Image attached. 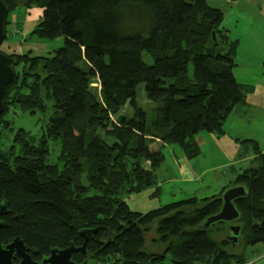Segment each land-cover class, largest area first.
<instances>
[{
    "label": "trees",
    "instance_id": "trees-1",
    "mask_svg": "<svg viewBox=\"0 0 264 264\" xmlns=\"http://www.w3.org/2000/svg\"><path fill=\"white\" fill-rule=\"evenodd\" d=\"M3 1L9 11L20 2ZM25 4L42 10L34 32L62 37L64 45L44 58L8 55L23 67L15 69L6 89L0 128L12 110L48 112V120L44 135L32 139L37 144L23 143L16 134L11 146H18L20 155L9 158L0 151V207L6 201L11 210L3 217L7 226L0 230V244L20 237L38 249L40 258L72 242L81 246L80 232L97 229L89 236L87 254L74 255L77 262L163 264L169 256L171 264H245L243 253L229 252L227 240L218 244L209 236L211 228L225 223L202 229L205 220L220 211L229 187L146 214L131 210L124 200L158 184L167 145H179L191 160L201 152L196 140L200 131L223 135L224 121L251 91L235 78L240 43L223 26L222 9L207 0ZM132 6L148 12L152 24L145 33L123 35L124 11ZM7 25L6 20L5 40ZM34 67L42 68L46 78H37L41 75L33 73ZM94 80L101 100L94 94ZM51 141L59 144V163L46 161ZM241 144V157L255 158L233 185L248 190L237 202L243 223L240 242L264 245V153L254 140ZM187 207L194 212L184 214ZM154 224L166 245L158 256L143 250ZM107 232L115 233L113 243H99Z\"/></svg>",
    "mask_w": 264,
    "mask_h": 264
},
{
    "label": "rangeland",
    "instance_id": "rangeland-1",
    "mask_svg": "<svg viewBox=\"0 0 264 264\" xmlns=\"http://www.w3.org/2000/svg\"><path fill=\"white\" fill-rule=\"evenodd\" d=\"M25 2H27V0H20L14 9L9 11L7 17L8 38L2 44V52L7 55H22V57L31 56L44 58L46 56H51L64 45V40L62 37L53 39L44 38L35 33L34 30L36 25L40 22L42 10L36 5L27 6ZM217 2L219 1L211 0L210 5L213 6L217 4L218 6H222L223 11L226 13L224 24L228 30L230 29V36L232 38L245 39L250 32L248 21L251 19L256 21V26H264L263 2H251V7H245V13L240 15V18L236 17L235 12H228L231 11L229 5L225 3H223V5L221 3L220 5V3ZM246 15H248V17H246ZM151 24L152 17L148 12L139 6L127 7L124 11L120 32L123 35L130 33H145L150 28ZM144 60L149 62L147 58ZM22 67V64L17 65L15 69L18 72ZM38 71L41 76H36L37 78H46L42 68H33V73ZM235 73L239 81L244 82L243 84L246 83L245 86H252L254 91L251 96H253L252 98L257 101V103L259 98L263 100V102H259L261 108L257 109L258 104L256 103L253 109L248 112V114H251L249 115L251 117L246 120L251 123L239 120L236 114L233 115L234 111L231 116L229 114L224 121L222 129L227 138L231 137L233 140H239L240 136L258 131V128L261 129L260 125L264 124V110H262L264 109V78L259 74H249L246 71H237L236 69ZM92 87L96 97L101 100L99 82L94 80ZM239 110L242 112L241 109ZM125 111L131 114L130 107H126ZM241 116L247 117L242 113ZM5 120L8 121V123H5L3 127L0 128V151L11 158L20 155L18 151L19 147L16 146V148H12L11 146L14 143L16 134H21L23 143L37 144L32 139H37L44 135L41 131L45 129L46 120H48V112L47 115H43L40 111L30 114L29 112H23L21 110H12L5 117ZM218 136L219 135L208 131H200L196 135V140L200 146L201 152L197 157L191 160L185 157L179 145H167L164 149L165 160L157 171L158 184L145 189L141 193H133L124 196V200L129 205L130 209L146 214L151 210L160 208L169 203L186 199L192 196V194H195L199 198L210 197L217 194L223 187H232L235 182L232 181L236 178L238 173L243 169L246 170L253 167L254 164L252 162L254 157L252 158L250 166L247 164H239L237 160L231 159L227 153H223L222 142L219 140ZM258 140L257 142L261 145L260 139ZM48 148L51 149V153L49 151L47 152V163H59L61 160L58 159V142L51 141ZM242 158L241 155H237L238 160H242ZM187 177L191 179H186ZM193 212L194 208L187 207L184 214L190 215ZM236 224L241 226V228L243 226V223L240 221ZM156 225L157 224H154L147 233L143 249L144 252L153 256H158V254L161 255L166 249V245L162 244L160 241V236L156 231ZM227 226L228 224L214 226L208 231L209 236L216 243L221 244L222 240H227L229 236ZM244 226L247 230L246 221ZM246 230H244V232ZM229 250V252L234 254L244 251V256L246 258L245 264H264L263 244L246 246L244 242H240L234 247L230 245ZM170 262L171 259L167 256L163 264H171ZM87 264H105V262L91 260L87 261Z\"/></svg>",
    "mask_w": 264,
    "mask_h": 264
},
{
    "label": "water",
    "instance_id": "water-1",
    "mask_svg": "<svg viewBox=\"0 0 264 264\" xmlns=\"http://www.w3.org/2000/svg\"><path fill=\"white\" fill-rule=\"evenodd\" d=\"M9 9L3 0H0V116L4 112V96L8 86L14 81L16 72L15 67L18 61L15 57L8 56L1 51V46L6 37V20ZM248 195L245 185H237L228 188L222 195V206L220 211L208 217L202 225V229L207 230L218 223L228 224L229 236L227 241L232 247L238 245L241 240V226L236 223L241 219V212L237 202ZM11 214L8 203L3 201L0 207V230L7 226L4 216ZM97 229L85 230L80 232V236L84 238L81 246H76L74 242L66 248H53L48 255H44L42 260L37 262L34 256L39 255L36 248H29L25 241L18 237L3 245L0 244V264H85L74 260V255L78 252L87 254L88 239L91 234L97 233ZM115 233L107 232L100 240L101 244L110 245L112 237ZM19 258L20 262L15 263V259ZM112 264H122L114 262Z\"/></svg>",
    "mask_w": 264,
    "mask_h": 264
},
{
    "label": "crops",
    "instance_id": "crops-1",
    "mask_svg": "<svg viewBox=\"0 0 264 264\" xmlns=\"http://www.w3.org/2000/svg\"><path fill=\"white\" fill-rule=\"evenodd\" d=\"M210 1L211 0H207L209 6H211ZM214 1H216V0H214ZM218 1L219 2H217V3H220V5H221V3H222V5H223V3L229 5L231 11H228V12L229 13L235 12L237 18H240L239 16L243 15L245 13L244 12L245 7L246 8L248 6L251 7V2L261 1L264 3V0H218ZM211 7L220 8L223 11L222 6H218L217 4H215ZM223 14H224V18H223L222 24L226 29H228L224 24L225 19H226V13L223 11ZM246 17H248V15H246ZM248 23H249L248 26L250 27V32L247 34V37L243 40L241 38H239L240 40L236 39L239 41L240 44H239V49H238L237 55L234 59L235 66L233 69L236 80L238 81L239 84H241L243 86H245L246 83L243 84L244 82L238 80V77L235 73V69L237 71H246L249 74H251V73L259 74V75H261L262 78H264V38H263L264 37V34H263L264 26H262V25L256 26V21L254 19L253 20L251 19L250 21H248ZM230 32L231 31H229V33ZM233 39H235V38H233ZM249 86L250 85H248V87ZM249 88L251 89V91H249L245 102L241 105L236 106L233 110L234 111L233 115L236 114L238 116L239 120L246 121L247 123H251V122H248L246 120V119H249L251 117V116H249L251 114H248V112L250 110H252L253 107L257 103V101H255L252 98L253 96H251V94H253L254 89H252V86H250ZM254 88H255V86H254ZM259 102H263V100H261V98L258 99L257 109L261 108ZM239 109H241L242 112ZM262 110H264V109H262ZM232 112L230 113V116H231ZM241 113L246 115L247 117L241 116ZM260 126H261V129L258 128V131L242 135V136H240L239 140H254L257 142V141H259L258 139H260L262 146L260 145L259 142H257V143L260 145L259 147L261 148V150L264 153V124L260 125ZM218 137H219V140L222 142L221 145H222L223 153H227L231 157V159H233L235 161L237 160V162L241 165H245V164H247L249 166L251 165L252 158L253 157L255 158V156L253 154H247L244 158L241 157L242 160H238L239 157L237 159V155H241V148L243 147V145L241 144V141L233 140V139H231V137L227 138V136L225 134L218 136ZM244 170L245 169H243L240 173H242ZM240 173H238L237 176ZM237 176L235 179H237ZM189 178L190 177H187L186 179H189ZM235 179L232 182H234ZM192 196H196V195L192 194ZM242 253L244 255V251H242Z\"/></svg>",
    "mask_w": 264,
    "mask_h": 264
},
{
    "label": "flooded vegetation",
    "instance_id": "flooded-vegetation-1",
    "mask_svg": "<svg viewBox=\"0 0 264 264\" xmlns=\"http://www.w3.org/2000/svg\"><path fill=\"white\" fill-rule=\"evenodd\" d=\"M2 47V46H1ZM1 51H2V49H1ZM228 227V226H227ZM228 229V228H227ZM106 233H104V235H105ZM104 235H102V237L104 236ZM101 237V238H102ZM101 240V239H100ZM99 243H100V241H99ZM112 243H113V241H112ZM111 243V244H112ZM38 256H40V254L38 255ZM38 256H34V260L35 261H37V262H39V261H41L42 260V256H44V255H42L40 258L38 257ZM75 260V259H74ZM76 261V260H75ZM20 262V259L19 258H17V259H15V263H19ZM80 263V262H79Z\"/></svg>",
    "mask_w": 264,
    "mask_h": 264
}]
</instances>
